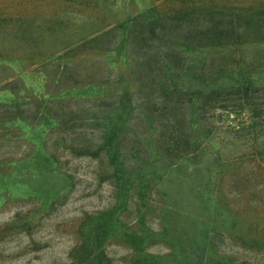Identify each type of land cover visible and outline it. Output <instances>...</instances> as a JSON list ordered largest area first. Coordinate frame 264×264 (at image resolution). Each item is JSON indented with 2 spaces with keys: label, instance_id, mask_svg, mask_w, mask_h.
<instances>
[{
  "label": "rangeland",
  "instance_id": "obj_1",
  "mask_svg": "<svg viewBox=\"0 0 264 264\" xmlns=\"http://www.w3.org/2000/svg\"><path fill=\"white\" fill-rule=\"evenodd\" d=\"M237 10L261 17L264 0H0V264H264V130L246 128L251 109L264 120V38L191 58L181 47L205 16ZM172 67L191 85L253 82L246 105L233 93L209 113L219 164L200 165L201 193L198 167L169 174L156 160L181 103ZM121 96L134 109L120 135L139 179L128 191L101 149ZM203 200L216 212L189 216ZM205 230L210 246L196 239Z\"/></svg>",
  "mask_w": 264,
  "mask_h": 264
},
{
  "label": "trees",
  "instance_id": "obj_2",
  "mask_svg": "<svg viewBox=\"0 0 264 264\" xmlns=\"http://www.w3.org/2000/svg\"><path fill=\"white\" fill-rule=\"evenodd\" d=\"M198 28H189L185 32L186 45H182L185 51H188V58H191L192 53L208 50L210 48L236 47L245 43L260 42L264 38V15L256 18L244 16L243 14H209L205 16ZM152 24L148 28L151 36H160L163 32L154 27ZM206 58L202 60L205 63ZM188 64H193L192 59L188 60ZM181 76V77H180ZM180 74L179 70L172 67L170 74L171 91L177 93L181 103L177 106L169 108L168 141L169 148L166 150V155L157 154L156 160H163L165 164L163 168L168 169V173H176L180 166L188 169L189 167L199 168L204 172L200 178V184L204 183V188H208L210 180V169L201 168L200 165L205 160V157L210 156L213 159L214 165L219 164V150L213 148V144L217 141L220 144L218 134L222 127L213 119L209 118V113L218 111L219 115L224 112L223 104L226 97L233 93L242 99L244 105L248 99V92L253 82L247 76H229L225 80L219 81L216 78L205 79L203 82L195 83L196 78ZM184 77L181 80L180 78ZM203 78V77H202ZM194 80V81H193ZM179 81V82H178ZM180 83V84H179ZM187 83V86H185ZM189 83V85H188ZM195 85V86H194ZM164 95H167L169 90L165 85H160ZM184 97H187L184 100ZM183 98V99H182ZM175 105V104H174ZM110 119L103 132L102 150L105 152L108 164L111 166V177L115 183L127 189L132 187L133 183L138 178H134L132 174L124 167L123 159L119 155L120 150V135L127 128V124L131 121L134 109L129 104L128 96H121L113 108ZM250 122L246 128L252 129L254 132L264 130V120H260L255 109L250 110ZM153 126V121L148 124V127ZM256 132V133H257ZM212 148L214 150H209ZM218 166V165H217ZM204 169V170H202ZM212 172V171H211ZM197 206V210L207 217L208 214L216 212L211 209L208 200H203L196 204L188 202L185 206V211L192 215L191 211ZM207 230L196 236V239L210 246V239ZM203 249V248H202ZM207 249V247L205 248ZM208 253V251H207ZM89 263L91 261H88ZM204 264H220L218 260L208 258Z\"/></svg>",
  "mask_w": 264,
  "mask_h": 264
}]
</instances>
